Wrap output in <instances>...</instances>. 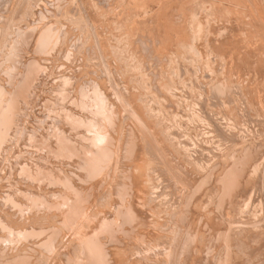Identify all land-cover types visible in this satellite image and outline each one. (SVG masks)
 I'll use <instances>...</instances> for the list:
<instances>
[{
    "label": "rangeland",
    "instance_id": "374dc122",
    "mask_svg": "<svg viewBox=\"0 0 264 264\" xmlns=\"http://www.w3.org/2000/svg\"><path fill=\"white\" fill-rule=\"evenodd\" d=\"M195 1L189 0L186 5L190 17L185 27L194 39L188 38L190 48L184 51L196 57L190 60V55L180 50L181 45L174 41L169 42L170 47L160 45L159 38L150 35L146 27L145 32H128L124 21L129 17L122 13L121 6L118 10L107 6L98 11L93 5L95 0H0V264L18 255L22 262L18 259L8 264H78L80 257L84 258L83 264L91 257L86 248L90 238L104 249L107 264H264V0H197L199 7ZM193 7H198L197 16ZM248 23L252 27H247ZM227 24L229 27H225ZM42 27L50 31L47 29L46 45L39 42V47L33 39ZM231 27L237 30L225 31ZM175 33L172 38L179 34ZM163 47L167 51H160ZM28 67L34 70L32 75H27L31 73ZM213 82L223 83L219 89L222 94L217 91L219 85L217 90L211 88ZM98 124L104 125L102 129ZM94 128L99 135H94ZM93 136L95 144L100 136V141H108L103 147L92 145L89 139ZM70 138L72 145H68ZM131 142L136 152L129 157L126 150ZM90 145L96 150L92 152ZM99 147L111 155L102 153ZM135 161L145 162L143 172L139 173ZM97 163L101 165L97 167ZM255 164L258 169L251 172ZM120 165L125 167L123 184L128 188L123 195L118 189L123 177ZM95 167L99 169L94 171ZM82 169L87 175H80ZM88 169L93 171L91 176ZM95 172L100 174L98 178ZM224 172L236 176L234 185L229 186L227 181L220 186L212 180L224 179ZM74 176L79 177L78 181ZM88 176L100 181L89 180ZM208 176L212 180L210 190L207 186L198 189L199 180ZM70 182L83 190L76 199L70 195ZM136 189L139 192L134 193ZM120 196L125 197L122 204ZM246 201L249 203L245 207ZM194 202L196 205H192ZM72 203L74 207L78 204L76 214L83 210L77 214L76 223L68 226L66 211L74 209ZM136 203L144 217L154 214L158 222L142 226L134 222L131 229L122 224L118 213L126 205L134 209ZM187 205L195 211L190 219L180 222L178 217ZM207 212L211 213L209 218ZM164 213L171 217L166 218ZM172 217L177 228L169 219ZM105 223L112 227L116 242L107 233ZM38 231H45L44 235ZM51 232L57 236V246L46 249L42 244Z\"/></svg>",
    "mask_w": 264,
    "mask_h": 264
},
{
    "label": "bare ground",
    "instance_id": "6f19581e",
    "mask_svg": "<svg viewBox=\"0 0 264 264\" xmlns=\"http://www.w3.org/2000/svg\"><path fill=\"white\" fill-rule=\"evenodd\" d=\"M59 1V0H58ZM72 1V0H71ZM92 1H94V0H92ZM120 1L121 0H95V3H93V5H96V6H94V7H97V9H98V11H99V9L100 8H102V7H107V6H112L114 9H117L118 10V8H120V6L123 8V9H120V10H122V13H125L126 12V14L128 15V20H126V21H124L125 23H126V30L128 31V32H131V33H137V32H141V31H146L145 30V27L147 28V30L150 32V35H152V36H157L158 38H159V42L161 43H158V45L160 44V45H162V46H167V47H170V46H168L169 45V42H175L176 43V45H181L180 47V50H182V53H186L187 51H184L185 50V48L186 47H188V48H190V44H188V38L190 37V39H194L193 37H192V34H191V36H189L188 35V30H187V28L185 27V22H186V20L190 17L188 14H187V8H186V5H187V3H189V0H126V1H124V0H122V1H124L123 3L121 2L120 3ZM200 1V0H199ZM198 1V2H199ZM68 2V1H67ZM80 2H81V0H80ZM84 2V1H83ZM110 2V3H109ZM195 2H197V0L195 1ZM197 2V3H198ZM205 2V1H204ZM249 2H250V0H249ZM52 3V2H51ZM57 3V2H56ZM88 3V2H87ZM91 3V2H90ZM196 3V4H197ZM201 3V2H200ZM202 3H203V1H202ZM67 4V3H66ZM79 4V3H78ZM84 4H85V2H84ZM192 4V3H191ZM229 4V3H228ZM250 4V3H249ZM57 5V4H56ZM69 5V4H68ZM80 5V4H79ZM201 5V4H200ZM234 5V4H233ZM236 5V4H235ZM49 6V5H48ZM63 6V5H62ZM61 6V7H62ZM70 6V5H69ZM86 6H87V4H86ZM88 6H89V4H88ZM152 6H155L154 7V9H153V11L152 12H150L151 10H148V9H151L150 7H152ZM197 6V5H196ZM195 6V7H196ZM229 6V5H228ZM238 6V5H237ZM73 7V6H72ZM78 7V6H77ZM77 7H75V9L77 8ZM81 7V6H80ZM191 7V6H190ZM189 7V8H190ZM195 7H193V9H192V12L194 13L195 11H197L198 9V7H199V3H198V7L195 9ZM234 7V6H233ZM236 7V6H235ZM55 8V7H54ZM85 7L83 6V9H84ZM153 8V7H152ZM202 7L200 6V9H201ZM225 8V7H224ZM62 9V8H61ZM71 9V8H70ZM81 9V8H80ZM174 9H176V10H174ZM215 9V8H214ZM67 10H68V8H67ZM73 10V9H72ZM191 10V9H190ZM189 10V11H190ZM212 10V9H211ZM71 11V10H70ZM70 11H68V12H70ZM85 11V13H86V15H89V14H87V11L86 10H84ZM94 11V10H93ZM101 11V10H100ZM207 11V10H206ZM220 11V10H219ZM74 12V11H73ZM118 12V11H117ZM192 12H191V14H192ZM222 12V11H221ZM70 13H72V12H70ZM76 13V12H75ZM196 13L197 12H195L194 13V15H196ZM215 13V12H214ZM216 13H217V11H216ZM215 13V14H216ZM242 13V12H241ZM60 14H61V12H60ZM77 14V13H76ZM190 14V13H189ZM209 14V13H208ZM210 14H211V12H210ZM212 14H213V12H212ZM218 14V13H217ZM227 14V13H226ZM59 15V14H58ZM205 15V14H204ZM221 15V14H220ZM243 15V14H242ZM83 16V15H82ZM187 16H188V18H187ZM192 16V15H191ZM197 16V15H196ZM195 16V17H196ZM219 16V15H218ZM225 16V15H224ZM227 16V15H226ZM89 16H85V18H88ZM199 17V16H198ZM220 17V16H219ZM222 17V16H221ZM245 17H247V16H245ZM108 18V17H107ZM224 18V17H223ZM89 19V18H88ZM92 19V18H91ZM94 19V18H93ZM190 19H192V21H194L193 20V18H190ZM225 19H226V17H225ZM87 20V19H86ZM90 20V19H89ZM197 20V19H196ZM212 21H213V18L211 19ZM247 20V19H246ZM93 21V20H92ZM209 21V20H208ZM220 21V20H219ZM190 22H191V20H190ZM206 22V21H205ZM222 22V21H221ZM71 23V22H70ZM91 23V22H90ZM93 23V22H92ZM113 23V22H112ZM195 23H196V21H195ZM199 23V22H198ZM200 23H203V22H200ZM208 23V22H207ZM215 23V22H214ZM224 23V22H223ZM245 23H247L246 21H245ZM192 24L193 25H195L194 24V22H192ZM191 24V25H192ZM234 24V23H233ZM42 25V24H41ZM118 25V24H117ZM230 26H232L231 25V23L229 24ZM229 25L227 24V26H225V27H229ZM50 26V25H49ZM93 26V25H92ZM123 25H121V27H122ZM196 26V25H195ZM202 26H204L203 24L201 25V27ZM245 26V25H244ZM248 26H250V27H252V25H249V23H248V25H247V27ZM107 27V26H106ZM191 27V26H190ZM200 27V24H199V26L197 25V28H199ZM205 27V26H204ZM221 27V26H220ZM233 27H234V25H233ZM241 27V26H240ZM262 27V26H261ZM50 28V27H49ZM192 28H194V27H192ZM191 28V29H192ZM203 28V27H202ZM207 28V27H206ZM208 28H209V26H208ZM213 28H214V26H213ZM224 28V27H223ZM223 28H221V29H223ZM236 28H238V27H236ZM42 31H40L39 30V33H38V35H36L35 36V40L33 39V41L34 42H38V43H35V44H39V42H40V45L42 44L43 45V43H45V45H46V42L45 41H47V39H48V34H49V31H50V29H48V28H45V27H42V28H40ZM49 31H48V30ZM119 29H120V26H119ZM195 29V28H194ZM194 29L192 30V31H194ZM200 29V28H199ZM219 29V28H218ZM227 29V28H226ZM235 29V28H234ZM252 29V28H251ZM74 30V29H73ZM92 30H93V28H92ZM186 30H187V32H186ZM229 30H233V28L231 27V28H229L228 30H225V31H228L229 33L230 32H232V31H229ZM237 29H235V31H236ZM196 31V30H195ZM194 31V32H195ZM200 31V30H199ZM205 31V30H204ZM221 31V30H220ZM224 31V30H223ZM234 31V30H233ZM234 31V32H235ZM240 31V30H239ZM244 31V30H243ZM94 32V31H93ZM121 32V31H120ZM172 32H173V34L176 32H178L177 34V37H175L174 35H173V37L174 38H172V36H171V34H172ZM201 32H203L202 30H201ZM200 32V33H201ZM219 32V31H218ZM233 32V33H234ZM241 32V31H240ZM262 32V31H261ZM175 33V34H176ZM193 33V32H192ZM198 33V32H197ZM204 33V32H203ZM221 33H222V31H221ZM221 33H219V34H221ZM225 33V32H224ZM17 34H19L18 32H17ZM226 34H227V32H226ZM194 35H195V33H194ZM197 35V34H196ZM201 35V34H200ZM212 35V34H211ZM231 35V34H230ZM52 36V35H51ZM106 36V35H105ZM222 36V35H221ZM220 36V37H221ZM227 36H229L228 34H227ZM227 36H225L224 37V40H225V38L227 37ZM244 36V35H243ZM263 36V35H262ZM93 37H95V36H93ZM92 37V38H93ZM139 37H141V36H139ZM196 37V36H195ZM74 38V37H73ZM72 38V39H73ZM76 38V37H75ZM79 38V37H78ZM91 38V39H92ZM97 38V37H96ZM150 38V37H149ZM221 38H223V37H221ZM90 39V40H91ZM94 39V38H93ZM108 39V38H107ZM155 39V38H154ZM153 39V40H154ZM189 39V41H191ZM240 39V38H239ZM262 39V38H261ZM17 40H19V39H17ZM81 40V39H80ZM117 40H118V38H117ZM140 40V39H139ZM197 40V39H196ZM206 40V39H205ZM217 40V39H216ZM74 41H75V39H74ZM135 41H137V40H135ZM145 40L143 39V42H144ZM147 41V40H146ZM193 41V40H192ZM220 41V40H219ZM219 41H217V42H219ZM19 42V41H18ZM33 42V43H34ZM82 42V41H81ZM80 42V43H81ZM91 42H92V40H91ZM142 42V41H141ZM150 42V41H149ZM211 42H212V40H211ZM93 43V42H92ZM92 43H90V44H92ZM136 43V42H135ZM148 43V42H147ZM193 43V42H192ZM191 43V44H192ZM210 43V42H209ZM215 43V42H214ZM137 44V43H136ZM174 44V43H173ZM205 44H207V42H205ZM233 44V43H232ZM22 45V44H21ZM24 45V44H23ZM44 45V46H45ZM73 45V44H72ZM80 45V44H79ZM83 45V44H82ZM142 45H144L143 43H142ZM170 45H171V43H170ZM195 44H193L192 46H194ZM215 45V44H214ZM39 46V45H38ZM75 46V45H74ZM91 46H93V45H91ZM97 46V45H96ZM209 46V45H208ZM211 46V45H210ZM39 47H41V46H39ZM77 47H79V46H77ZM87 47V46H86ZM129 47V46H128ZM141 47V46H140ZM145 47H146V45H145ZM145 47H143V48H145ZM158 47V46H157ZM195 47V46H194ZM69 48V47H68ZM88 48V47H87ZM122 48V47H121ZM159 48H160V46H159ZM158 48V49H159ZM165 47H163L162 48V50L160 49V51H163V49H164ZM188 48L186 49V50H188ZM211 48H214V47H210V49ZM215 48H216V46H215ZM221 48V47H220ZM41 49V48H40ZM42 49H43V47H42ZM77 49V48H76ZM96 49V48H95ZM128 49V48H127ZM141 49V48H140ZM140 49H139V51H140ZM167 49H169V48H167ZM1 50V49H0ZM86 50V49H85ZM90 50V49H89ZM98 50V49H97ZM122 50V49H121ZM138 50V49H137ZM144 50V49H143ZM164 50H166V49H164ZM196 50V49H195ZM194 50V51H195ZM124 51V50H123ZM167 51V50H166ZM192 51V50H191ZM197 51V50H196ZM195 51V52H196ZM210 51V50H209ZM215 51V50H214ZM217 51V50H216ZM11 52V51H10ZM14 52V50H12V53ZM33 52V51H32ZM87 52V51H86ZM96 52V51H95ZM165 52V51H164ZM169 52V51H168ZM198 52V51H197ZM220 52V51H219ZM88 53V52H87ZM100 54H101V52H99ZM192 53H193V51H192ZM191 53V54H192ZM34 54V53H33ZM84 54H86V53H84ZM119 54V53H118ZM138 54V53H137ZM147 54V53H146ZM151 54H152V52H151ZM150 54V55H151ZM175 54V53H174ZM187 54H189L190 55V53L189 52H187ZM187 54H185L184 55V57L185 56H187ZM199 54V53H198ZM210 54V53H209ZM214 54V53H213ZM218 54V53H217ZM247 54V53H246ZM90 55V54H89ZM96 55V54H95ZM188 55V56H189ZM193 55H196V53L195 54H193ZM215 55V54H214ZM93 56V55H92ZM98 57H99V55H97ZM128 57H129V55H127ZM137 56V55H136ZM143 56V55H142ZM175 56H176V54H175ZM187 56V57H188ZM208 56V55H207ZM206 56V57H207ZM220 56V55H219ZM251 55H249V57H250ZM86 57V56H85ZM88 57V56H87ZM180 57V56H179ZM186 57V59H188ZM191 57H193L192 55H190V60H192L193 58H194V60H195V56L191 59ZM222 57V56H221ZM224 57V56H223ZM144 58V57H143ZM147 58H149V59H151V62H152V58H150V57H147ZM146 58V59H147ZM158 58V57H157ZM177 58V60H179V58H178V56L176 57ZM220 58V57H219ZM10 59V58H9ZM16 59V58H15ZM14 59V60H15ZM88 59L90 60V58L88 57ZM95 59V58H94ZM93 59V60H94ZM103 59V58H102ZM154 59V58H153ZM167 59V58H166ZM185 59V60H186ZM99 60V59H98ZM175 60V59H174ZM207 60V59H206ZM10 61V60H9ZM96 61V60H95ZM104 61V60H103ZM150 61V60H149ZM167 61H168V59H167ZM181 61V60H180ZM187 61V60H186ZM213 61V60H212ZM224 61V60H223ZM252 61V60H251ZM15 62H17V61H15ZM32 62V61H31ZM64 62V61H63ZM104 62H106V61H104ZM146 62H148V61H146ZM136 63V62H135ZM155 63V62H154ZM165 63V62H164ZM189 63V62H188ZM213 63V62H212ZM32 64V63H31ZM100 64V63H99ZM148 64V63H147ZM159 64V63H158ZM209 64V63H208ZM11 65V64H10ZM74 65V64H73ZM150 65H151V63H150ZM154 65V64H153ZM152 65V66H153ZM187 65V64H186ZM210 65H212V64H210ZM139 66V65H138ZM151 66V67H152ZM209 66V65H208ZM214 66V65H213ZM25 67V66H24ZM23 67V68H24ZM31 67V69L33 68L34 69V65H33V67H32V65L30 66ZM30 67H28V69L27 70H30L31 71V73H27V75H32L33 74V72H34V70H31L30 69ZM143 67V66H142ZM155 67V66H154ZM157 67V66H156ZM188 67V66H187ZM102 68V67H101ZM141 68V67H140ZM153 68V67H152ZM180 68H182L181 66H180ZM184 68V67H183ZM182 68V69H183ZM208 68V67H207ZM213 68V67H212ZM211 68V69H212ZM89 69V68H88ZM104 69V68H103ZM158 69V68H157ZM178 69V68H177ZM196 69V68H195ZM25 70V69H24ZM26 70V71H27ZM141 70V69H140ZM207 70V69H206ZM209 70V69H208ZM30 71H27V72H30ZM100 71V70H99ZM153 71H156V68H155V70H153ZM152 71V72H153ZM184 71H186V69L184 70ZM183 71V72H184ZM212 71V70H211ZM116 72V71H115ZM162 72V71H161ZM167 72H168V70H167ZM187 72L189 73V74H191L190 72H189V70L187 69ZM104 73V72H103ZM148 73V72H147ZM153 73H155V72H153ZM25 74H26V72H25ZM24 74V75H25ZM65 74H66V72H65ZM78 74V73H77ZM159 74H161V73H159ZM158 74V75H159ZM162 74H166V73H163L162 72ZM161 74V75H162ZM172 74V73H171ZM184 74H187L186 72L184 73ZM188 74V75H189ZM170 75V74H169ZM196 75V74H195ZM26 76V75H25ZM150 76V75H149ZM163 76V75H162ZM166 76V75H165ZM168 76V75H167ZM166 76V77H167ZM191 76V75H190ZM231 76V75H230ZM24 77V76H23ZM27 77V76H26ZM101 77V76H100ZM107 77H108V74H107ZM161 77V76H160ZM165 77V78H166ZM222 77V76H221ZM83 78V77H82ZM162 78H164V77H162ZM164 78V79H165ZM100 79V78H99ZM183 79V78H182ZM218 79V78H217ZM216 79V81H218V80H220V78L217 80ZM28 80V79H27ZM75 80V79H74ZM95 80V79H94ZM166 80H168V78L166 79ZM165 80V81H166ZM222 80V79H221ZM220 80V81H221ZM263 80V79H262ZM69 81V80H68ZM77 81V80H76ZM91 81H93V80H91ZM157 81H158V79H157ZM178 81H179V79H178ZM213 81V80H212ZM228 81V80H227ZM26 82V81H25ZM222 82V81H221ZM220 82V83H221ZM80 83V82H79ZM84 84H85V82H83ZM92 83V82H91ZM114 83V82H113ZM117 83V82H116ZM183 83V82H182ZM214 84H212V85H215L216 84V82H213ZM151 84H152V82H151ZM167 84V83H166ZM231 84H234L233 82L231 83ZM4 85V84H3ZM24 85V84H23ZM83 85V84H82ZM93 85V84H92ZM95 85V84H94ZM116 85V84H115ZM218 82H217V85H215V86H212L211 88H213V87H215L214 89L215 90H217V88H218ZM222 85H223V83H222ZM222 85H219V87L220 86H222ZM29 86V85H28ZM36 86V85H35ZM86 86V85H85ZM117 86V85H116ZM136 86V85H135ZM209 86H211V85H209ZM26 87V86H25ZM81 87H83V86H81ZM90 87V86H89ZM111 87V86H110ZM160 87H162V86H160ZM165 87V86H164ZM229 87V86H228ZM210 88V87H209ZM11 89V88H10ZM80 89V88H79ZM90 89V88H89ZM95 89V87L92 89V90H94ZM97 89V88H96ZM213 89V90H214ZM219 89H221V87L220 88H218V90L217 91H219ZM2 90V89H1ZM82 90H83V88H82ZM84 90H85V87H84ZM98 90H99V88H98ZM222 90V89H221ZM227 90V89H226ZM79 91H81V90H79ZM88 91V90H87ZM86 91V92H87ZM90 91V90H89ZM94 91H96V90H94ZM94 91H92V93L94 92ZM225 90H224V88H223V92H224ZM1 92V91H0ZM15 92V91H14ZM76 92V91H75ZM212 92V91H211ZM216 92V91H215ZM220 92V91H219ZM218 92V93H219ZM222 92V91H221ZM220 92V93H221ZM37 93V92H36ZM102 93V92H101ZM217 93V92H216ZM217 93V94H218ZM234 93V92H233ZM25 94H27V93H25ZM83 94V93H82ZM127 94V93H126ZM166 94V93H165ZM216 94V95H217ZM222 94V93H221ZM224 94V93H223ZM236 93H234V95H235ZM89 95V94H88ZM87 95V96H88ZM92 95V94H91ZM96 94L95 93H93V96L94 97H96L97 99L99 98V99H101V97L99 96V94L97 95V96H99V97H97V96H95ZM125 95V94H124ZM214 95V94H213ZM215 95V96H216ZM224 95H226V91H225V94ZM224 95H223V97H224ZM231 95H233V94H231ZM230 95V96H231ZM233 95V96H234ZM82 96V95H81ZM229 96V98L231 99V97ZM26 97V96H25ZM93 97V98H94ZM213 97V96H212ZM219 97H220V95H219ZM71 98V97H70ZM88 98V97H87ZM114 98H116L115 96H114ZM81 99V98H80ZM120 99V98H119ZM162 99V98H161ZM217 99H218V97H217ZM224 99V98H223ZM226 99V98H225ZM104 100V99H103ZM102 100V101H103ZM106 100V99H105ZM124 100V99H123ZM214 100V99H213ZM220 100H221V98H220ZM120 101V100H119ZM217 101V100H216ZM222 101V100H221ZM21 102V101H20ZM78 102V101H77ZM82 102V101H81ZM91 102V101H90ZM101 102V101H100ZM157 102V101H156ZM175 102V101H174ZM215 102V101H214ZM220 102V101H219ZM224 102H226L225 100H224ZM10 103V102H9ZM121 103V102H120ZM216 103V102H215ZM232 103V102H231ZM101 104V103H100ZM223 104V103H222ZM230 104V103H229ZM219 105V104H218ZM82 106V105H81ZM125 106V105H124ZM212 106V105H211ZM1 107V106H0ZM77 107H78V105H77ZM108 107V106H107ZM123 109V108H122ZM127 109H128V107H127ZM88 110V109H87ZM90 110V109H89ZM79 111H80V109H79ZM126 111V110H125ZM124 111V112H125ZM75 112V111H74ZM123 112V113H124ZM156 112V111H155ZM5 113V112H4ZM14 114V113H13ZM77 114H79V113H77ZM93 114V113H92ZM99 113H97V115H98ZM132 115V114H131ZM9 117V116H8ZM73 117V116H72ZM77 117V116H76ZM84 117V116H83ZM87 117V116H86ZM88 118V117H87ZM104 118V117H103ZM109 118V117H108ZM131 118V117H130ZM75 119V118H74ZM81 119V118H80ZM85 119V118H84ZM78 120V119H77ZM86 120V119H85ZM92 120V119H91ZM102 120V119H101ZM109 120H111V119H109ZM142 120V119H141ZM71 121H73V119L71 120ZM83 121V120H82ZM87 121V120H86ZM95 121V120H94ZM105 121V120H104ZM104 121H101V122H104ZM112 121V120H111ZM134 121V120H133ZM74 122V121H73ZM80 121H78V123H79ZM85 122V121H84ZM90 122V121H89ZM113 122V121H112ZM115 122V121H114ZM72 123V122H71ZM76 123V122H75ZM75 123H72L73 125L75 124ZM87 123V122H86ZM108 123V122H107ZM228 123V122H227ZM90 124V123H89ZM88 124V125H89ZM93 124V123H92ZM138 124V123H137ZM78 127H79V125L78 124H76ZM85 125V124H84ZM94 125H95V123H94ZM98 125H100V124H98ZM97 125V127L99 128V126ZM104 125H105V123H104ZM103 124H101L100 126H101V129H102V126H104ZM85 126H87V125H85ZM90 126V125H89ZM106 126V125H105ZM73 127V126H72ZM76 127V126H75ZM90 127H92V126H90ZM96 127V126H95ZM97 127H96V129H97ZM108 127V126H107ZM83 128V127H82ZM93 128V127H92ZM77 129V128H76ZM81 129V128H80ZM100 129V130H101ZM105 129V128H104ZM107 129V128H106ZM109 129V128H108ZM215 129V128H214ZM94 130V135L96 136L97 134L99 135V131H98V133H96L95 134V128L93 129ZM141 130V129H140ZM79 131V130H78ZM77 131V132H78ZM167 131V130H166ZM103 132V131H102ZM76 133V132H75ZM103 133H105V132H103ZM113 133V132H112ZM143 133V132H142ZM74 134V133H73ZM78 134V133H77ZM77 134H76V136H77ZM66 135V134H65ZM68 135V134H67ZM81 135V134H80ZM103 135V134H102ZM260 135V134H259ZM75 136V135H74ZM92 136V135H91ZM102 136H100V138H101ZM109 137V136H108ZM60 138V137H59ZM69 138V137H68ZM67 138V139H68ZM72 138V137H71ZM71 138L69 139V141L71 140ZM78 138V137H77ZM86 138H90V137H86ZM93 138H94V136H93ZM93 138H90L89 139V141H92V142H90V143H92V145H94L96 142L95 141H97V139H93ZM99 138V137H98ZM100 138L98 139V142H97V144H95V145H97V146H102V144H104V142L105 141H102V139H101V141L103 142H101L100 141ZM105 138V137H104ZM139 138V137H138ZM67 139H65L64 141H66L67 142ZM75 139V138H74ZM152 139V138H151ZM150 139V140H151ZM76 140V139H75ZM79 140H80V138H79ZM82 140V139H81ZM93 140H94V143H93ZM62 141V140H61ZM72 141V140H71ZM71 141H70V144H68V145H72L71 144ZM78 141V140H77ZM76 141V142H77ZM83 141V140H82ZM88 141V140H87ZM89 141H88V144H89ZM99 141L101 142L100 144L101 145H98L99 144ZM108 140H106V142H107ZM126 141V140H125ZM65 142V143H66ZM74 143H76L75 141H73ZM85 141H83V143H84ZM105 142V143H106ZM110 142V141H109ZM108 142V143H109ZM158 142V141H157ZM64 143V144H65ZM107 143V144H108ZM143 143V142H142ZM256 143V142H255ZM63 144V145H64ZM78 144V143H77ZM76 144V147L77 146H79V145H77ZM86 144V143H85ZM127 144V143H126ZM257 144V143H256ZM62 145V144H61ZM65 145H67V143L65 144ZM146 145V144H145ZM85 146V145H84ZM83 146V147H84ZM97 146H95V148H98ZM108 146V145H107ZM107 146H105V147H107ZM67 147V146H66ZM71 147V146H70ZM73 147H74V145H73ZM86 147H87V145H86ZM90 147L92 148V146L90 145ZM90 147H88V148H90ZM103 147V146H102ZM135 147L136 146H134V143L133 142H131V144L128 146V149L125 151L126 152V155L127 156H129V157H131L132 155H134V153L136 152L135 151ZM145 147V146H144ZM149 147V146H148ZM55 148V147H54ZM100 148V150H103V149H101V147H99ZM158 148V147H157ZM70 149V148H69ZM73 149V148H72ZM74 149H76V148H74ZM79 149V148H78ZM255 149V148H254ZM259 149V148H258ZM263 149H264V147H263ZM262 149V150H263ZM82 150H83V148H82ZM96 150V149H95ZM93 148H92V152L93 151H95ZM79 151V150H78ZM78 151H77V153H78ZM98 151V150H97ZM149 151V150H148ZM152 151V150H151ZM160 151V150H159ZM222 151V150H221ZM55 152V151H54ZM76 151H74V153H75ZM91 152V153H92ZM99 152V151H98ZM101 152V151H100ZM99 152V153H100ZM107 154H109V155H111L110 153H112V152H109V150H107ZM118 152V151H117ZM235 152V151H234ZM252 151H250V154H252L251 153ZM95 153V152H94ZM102 153H104V154H106L105 153V150H103L102 151ZM101 153V154H102ZM143 153V152H142ZM243 153V152H242ZM82 154V153H81ZM101 154H99V155H101ZM104 154H102L103 156H105ZM106 154V155H107ZM141 154V153H140ZM159 154H161V153H159ZM264 154V153H263ZM262 154V155H263ZM75 155V154H74ZM83 155V154H82ZM92 155H94L93 153H92ZM102 155H101V157H102ZM125 155V156H126ZM143 155V154H142ZM206 155V154H205ZM213 155V154H212ZM85 156V155H84ZM94 156H96V155H94ZM93 156V157H94ZM97 156H98V154H97ZM140 156V155H139ZM75 157V156H74ZM92 157V158H93ZM101 157H100V159H101ZM106 158L108 157V156H105ZM111 157V156H110ZM235 157V156H234ZM259 157V156H258ZM65 158V157H64ZM82 158V157H81ZM97 157H94V159L95 160H97L96 159ZM137 158V157H136ZM139 158H141V157H139ZM143 158V157H142ZM157 158V157H156ZM182 158V157H181ZM255 158V157H254ZM83 159V158H82ZM94 159L92 160V159H89L90 161V163H92V161L94 162ZM110 159V158H109ZM112 159V158H111ZM117 159V158H116ZM230 159V158H229ZM234 159V158H233ZM233 159H232V161H233ZM237 159V158H236ZM81 160V159H80ZM85 160V159H84ZM84 160H82L83 161V163H84ZM103 160H105V158L103 157ZM103 160H99V162L101 161V163L103 162ZM139 160H141V159H139ZM168 160V159H167ZM248 160H250V159H248ZM259 160H260V158H259ZM258 160V161H259ZM87 161V163H88V160H86ZM113 161V160H112ZM155 161V160H154ZM160 161V160H159ZM232 161H229V162H232ZM258 161H256V162H258ZM97 162V161H96ZM105 162L107 163V160H105ZM136 162V161H135ZM161 162V161H160ZM248 162V161H247ZM249 162H251V161H249ZM90 163H88V164H90ZM104 163V162H103ZM102 163V164H103ZM118 163V162H117ZM120 163V162H119ZM137 164H136V168L138 169V170H140L139 171V173L140 172H143L142 171V169H145V167H146V165H145V162H142V161H138V162H136ZM147 163V162H146ZM98 165H97V167L98 166H100L99 165V163H97ZM109 164H110V162H109ZM109 164H106V165H109ZM172 164V163H171ZM252 164H254V162L252 163ZM91 165V164H90ZM103 165H105V163L103 164ZM118 165V164H117ZM163 165V164H162ZM250 165V164H249ZM258 165V164H257ZM256 164L255 165H252V170H251V172H254L255 170L257 171V169H258V166H257ZM263 165V164H262ZM126 166V165H125ZM231 166V165H230ZM233 166H234V164H233ZM239 166V165H238ZM91 167H93L92 165H91ZM106 167V166H105ZM119 167V166H118ZM121 165H120V172L122 171L123 172V174L121 175V176H123V177H121V182H120V188L118 187V189H121L120 191H121V193L119 192V194L120 195H123L122 193H127L128 192V188L126 187V185L125 184H123V178H124V173H125V167L123 166L122 168H123V170H121ZM166 167V166H165ZM197 167V166H196ZM237 167V166H236ZM80 168V167H79ZM103 168H104V166H103ZM108 168V167H107ZM107 168H105V169H102V171L104 170V171H106V169ZM159 168V167H158ZM240 168V167H239ZM91 169V168H90ZM93 169V168H92ZM91 169V170H92ZM96 169L98 170L99 168H96L95 167V170L94 171H96ZM118 169V170H119ZM172 169V168H171ZM224 169V168H223ZM226 169V168H225ZM235 169V168H234ZM237 169V168H236ZM245 169V168H244ZM78 170V169H77ZM89 170V169H88ZM130 170V169H129ZM188 170V169H187ZM80 171H82V172H80V175L84 172V173H86L87 172V170H86V172L85 171H83V169L82 170H80ZM90 171V170H89ZM99 171H101V170H99ZM98 171V172H99ZM101 171V172H102ZM158 171H159V169H158ZM165 171V170H164ZM191 171V170H190ZM232 171V170H231ZM245 171V170H244ZM91 173H89V175L90 174H93L92 172L93 171H90ZM98 172H95V173H97V178L99 177V175H98ZM100 172V173H101ZM133 172V171H132ZM135 172L136 171H134V174H135ZM188 172V171H187ZM207 172L208 171H206V174H207ZM211 172V171H210ZM238 172V171H237ZM105 173V172H104ZM117 173H119L118 171H117ZM128 173V172H127ZM138 173V172H137ZM190 173V172H189ZM193 173V172H192ZM191 173V174H192ZM203 173V172H202ZM205 173V172H204ZM227 173V172H226ZM226 173L224 172V174H225V177H224V179H222V180H219V181H217V178L216 177H213L212 178V180H215V183L217 184V185H223V182H227L228 181V183H229V186H231V185H234V183H233V181L235 182L237 179H234L236 176L234 175V177H232L233 175L231 174V173H233V171L231 172V173H229V175H227L226 176ZM235 173V172H234ZM243 173V172H242ZM247 173V172H246ZM73 174V173H72ZM71 174V175H72ZM102 174V176L104 175L103 173H101ZM121 174V173H120ZM168 174V173H167ZM196 174H199V173H196ZM210 174V176H211V173H209ZM240 174V173H239ZM248 174V173H247ZM246 174V175H247ZM255 174V173H254ZM70 175V174H69ZM85 175H87V173L85 174ZM141 175V174H140ZM139 175V176H140ZM208 175V174H207ZM207 175H204V176H207ZM249 175V174H248ZM91 176V175H90ZM118 176V175H117ZM117 176L115 177V178H117ZM136 176V175H135ZM134 176V177H135ZM138 176V175H137ZM143 176V175H142ZM194 176V175H193ZM213 176V175H212ZM242 176H244L243 174H242ZM75 177V176H74ZM89 177V176H88ZM96 177H93V179L95 180V179H97ZM101 177V176H100ZM120 177V176H119ZM131 177H132V175H131ZM202 177H203V175H202ZM209 177V176H208ZM244 177H246V179H247V177L248 176H244ZM254 177V176H253ZM64 178V177H63ZM72 178V177H71ZM79 178V177H78ZM78 178L77 177H75L74 179L75 180H77L78 181ZM85 178H87L86 176H85ZM222 178V177H221ZM252 178V177H251ZM92 179V177L90 178L89 177V180H93ZM100 179V178H99ZM99 179H97V180H99ZM175 179V178H174ZM200 179H202V178H200ZM219 179V178H218ZM72 180V179H71ZM116 180V179H115ZM134 180V179H133ZM212 180H211V177H209V178H207L206 177V179H204V180H199V182H198V189H201L203 186H207L206 188L208 189V187L211 185L210 183L212 182ZM264 180V179H263ZM67 181V180H66ZM100 181V180H99ZM211 181V182H210ZM221 181V182H220ZM239 181H241V180H239ZM246 181V180H245ZM248 181V180H247ZM250 182L252 181L251 179L249 180ZM58 182H60V181H58ZM64 182V181H63ZM71 182H73V181H71ZM67 183L69 186V188H67V186H66V189H69L70 191H71V196H73L74 197V199H76L75 197H77L76 195L77 194H80V196H81V193H82V191H80L79 189H81V187L80 186H78V185H74V184H72V183ZM79 182H81V181H79ZM118 183H119V180L117 181ZM129 182V181H128ZM135 182V181H134ZM238 182V181H237ZM74 183H76V181L74 182ZM254 183V182H253ZM58 184V183H57ZM129 184V183H128ZM251 184H252V182H251ZM250 184V185H251ZM65 185V184H64ZM81 185H82V183H81ZM196 185V184H195ZM241 185H243V184H241ZM241 185H240V187H241ZM61 186V185H60ZM132 186V185H131ZM215 186V185H214ZM213 186V187H214ZM228 186V185H227ZM236 186V185H235ZM257 186V185H256ZM64 187V186H63ZM194 187V186H193ZM212 187V186H211ZM234 187V186H233ZM237 187V186H236ZM235 187V188H236ZM245 187V186H244ZM133 187H131V189H132ZM215 188V187H214ZM229 188V187H228ZM191 189V188H190ZM197 189V188H196ZM198 189H197V191H198ZM212 189V188H211ZM231 189H233V188H231ZM230 189V190H231ZM243 189V188H242ZM51 190V189H50ZM184 190V189H183ZM195 190V189H194ZM208 190H210V189H208ZM208 190L206 191L205 190V193L206 194H211V193H208ZM227 190V189H226ZM234 190V189H233ZM246 190V189H245ZM130 191V190H129ZM196 191V192H197ZM204 191V190H203ZM212 191V190H211ZM229 191V190H228ZM238 191H240V189L238 190ZM252 191V190H251ZM110 192V191H109ZM132 192V191H131ZM135 192H139V190L138 189H136L135 191H134V193ZM235 192V191H234ZM130 193V192H129ZM192 193H194V192H192ZM205 193H203L202 192V195L203 194H205ZM235 193H237V192H235ZM243 193V192H242ZM248 193V192H247ZM246 193V194H247ZM196 194V193H195ZM232 194V193H231ZM239 194V193H238ZM130 195V194H129ZM134 195V194H133ZM132 195V196H133ZM192 195H194V194H192ZM217 195V194H216ZM83 196V195H82ZM131 196V195H130ZM135 196V195H134ZM133 196V197H134ZM201 196V195H200ZM204 196H206V195H204ZM228 196V195H227ZM232 196H234V193H233V195ZM250 196H251V193H250ZM87 197V196H86ZM85 197V198H86ZM129 197V196H128ZM139 197H140V195H139ZM237 197H239V196H237ZM246 197H247V195H246ZM249 197V196H248ZM254 197V196H253ZM112 198V197H111ZM125 197H121L120 196V204H122L123 203V199H124ZM166 198V197H165ZM202 198V197H201ZM207 198V197H206ZM234 198V197H233ZM235 198H236V196H235ZM129 199V198H128ZM127 199V200H128ZM192 199V198H191ZM191 199H189L188 200V203H189V205H191V202H190V200ZM203 199V198H202ZM239 199V198H238ZM135 200H136V197H135ZM141 200V199H140ZM199 200H200V198H199ZM206 200V199H205ZM235 200V199H234ZM250 200V199H249ZM248 200V201H249ZM75 201V200H74ZM73 201V202H74ZM132 201V200H131ZM195 201H196V199H195ZM203 201V200H202ZM233 201V200H232ZM240 201V200H239ZM238 201V202H239ZM248 201H246L245 202V207H246V205L248 206ZM252 201V200H251ZM65 202V201H64ZM82 202V201H81ZM124 202H125V200H124ZM133 202V201H132ZM198 202V201H197ZM235 202V201H234ZM248 202V203H247ZM79 203H80V201H79ZM138 203V202H137ZM137 203L136 204H134L133 205V207H134V209L132 208V210L131 209H129L128 207H127V205L124 207H122V209H124L122 212H120V213H118L119 214V216H120V220H121V223L122 224H126L127 226H129L130 227V225L131 224H133L134 222H137L136 223V225H138V226H142L144 223H148V225H149V223L151 224L152 222L153 223H157L158 222V220H159V218L158 217H156V215H154V214H150L149 215V217H144L143 215V212H142V208H139V206L137 205ZM145 203V202H144ZM199 203H202V202H200L199 201ZM73 204V210H71L70 212H68V210L66 211L67 213H65V217H67V216H69L68 218H69V220L70 221H68V222H66L67 223V225L68 226H72V225H74L75 223H76V221L78 220V215L77 214H79V215H81L80 214V212L83 210L82 209V207L83 206H85V205H83L82 207H80V206H78V207H80L82 210H80V212L79 211H77V212H79V213H75V211H76V206L78 205H76L75 207H74V204L75 203H72ZM131 204V203H130ZM140 204V203H139ZM142 204V203H141ZM145 205V204H144ZM192 205H196V203L194 202V204H192ZM141 207H142V205H140ZM188 206V205H187ZM199 206V205H198ZM145 207V206H144ZM149 207V206H148ZM204 207V206H203ZM208 207V206H207ZM251 207H252V204H251ZM79 208V209H80ZM202 209V208H201ZM200 209V210H201ZM144 211H145V209H143ZM36 211V210H35ZM148 212H149V210H147ZM193 211H195V209H193V208H190V206H188V208L184 211V213H182L181 215H179V217H178V219L180 220V222H183V220H185L186 218L188 219H190V216H192V213H193ZM73 213H75V215L73 214ZM97 213V212H96ZM157 213H161V212H157ZM208 213V212H207ZM66 214H67V216H66ZM163 214V213H162ZM172 214V213H171ZM206 214V213H205ZM209 215H207L208 216V218L210 217V214L211 213H208ZM257 214V213H256ZM164 215H165V213H164ZM164 215H163V217H164ZM97 216V215H96ZM96 216H94V217H96ZM169 215H165V217L167 218ZM169 217H171V216H169ZM68 218H64V220L66 221V219H68ZM85 218V217H84ZM161 218H162V216H161ZM160 218V219H161ZM194 218V217H193ZM169 219H171V222L173 221V225H175V228H177L176 226H177V224L176 223H174V218L172 217V218H169ZM199 219V218H198ZM108 220V223H109V219H107ZM104 221V220H103ZM166 221H168L167 219H166ZM211 221V220H210ZM82 222V221H81ZM88 222V221H87ZM102 222V221H101ZM105 222V221H104ZM170 222V223H171ZM192 222V221H191ZM195 222V221H194ZM64 223V222H63ZM108 223H105V225H106V231H107V233H109L110 235H113V240L115 241V235H114V231L112 230V227H110L109 226V224ZM162 223V222H161ZM169 223V224H170ZM190 223V222H189ZM199 223V222H198ZM215 223V222H214ZM101 224V223H100ZM172 224H170V225H172ZM66 225V224H65ZM66 225V226H67ZM190 225V224H189ZM192 225V224H191ZM99 226V225H98ZM164 227V226H163ZM64 228V227H63ZM85 228V227H84ZM93 228V227H92ZM100 228V227H99ZM155 228H158V227H155ZM166 228V227H165ZM164 228V229H165ZM169 228V227H168ZM220 228V227H219ZM130 229H131V227H130ZM139 229H146V228H139L138 227V230ZM81 230V229H80ZM97 230V229H96ZM120 230V229H119ZM119 230H116V231H119ZM140 230V231H141ZM115 231V232H116ZM132 231H134V230H132ZM166 231V230H165ZM176 231V230H175ZM219 231V230H218ZM38 232H40V231H38ZM37 232V234H39ZM42 232V231H41ZM40 232V234H43V233H41ZM56 232V231H55ZM72 232V231H71ZM92 232V231H91ZM91 232L90 233H88V234H91ZM169 232V231H168ZM249 232V231H248ZM93 233V232H92ZM263 233V232H262ZM37 234H35V235H37ZM215 234H216V232H215ZM227 234V233H226ZM44 235V234H43ZM92 235V234H91ZM139 235H140V233H139ZM227 236V235H226ZM49 238H47L45 241H43V246H46V247H44V248H46V249H48V248H51V246H54V245H56L57 244V242H56V237H55V234L54 233H50V236H48ZM102 237V236H101ZM221 237V236H220ZM241 237V236H240ZM86 238V237H85ZM89 238V237H88ZM99 238V237H98ZM101 239V238H100ZM99 239V240H100ZM102 240V239H101ZM183 240V239H182ZM113 241V242H114ZM169 241V240H168ZM191 241V240H190ZM243 241V240H242ZM116 242V241H115ZM87 244V246H86V248L88 249V252L90 251V254H91V257H90V259L89 260H85V261H83V264H107L106 263V257H104V254H105V256H107L106 255V253H105V251H104V249L100 246V244L99 243H97L96 242V239H91L90 238V240H89V247H88V243H86ZM151 244V243H150ZM149 244V245H150ZM38 245V244H37ZM242 245V244H241ZM57 246V245H56ZM167 246V245H166ZM85 248V249H86ZM186 249V248H185ZM249 249V248H248ZM252 249V248H251ZM261 249V248H260ZM30 250V249H29ZM153 250V249H152ZM87 251H86V253H88ZM247 252V251H246ZM24 253V252H23ZM7 254V253H6ZM19 254H20V252H19ZM29 254V253H28ZM61 254V253H60ZM10 255V254H9ZM21 255V254H20ZM85 255V254H84ZM19 256V255H18ZM17 256V257H18ZM23 256V255H22ZM32 256V255H31ZM83 256V255H82ZM86 256V255H85ZM11 257V256H10ZM9 257V258H10ZM13 257V256H12ZM11 257V258H12ZM16 256H15V258L13 257V259H15V260H13V259H9V258H6L9 262L8 263H11V261H15L16 262V260H17V262L20 260V259H22V258H20L19 259V257L17 258ZM26 257V256H25ZM28 257V256H27ZM26 257V258H27ZM30 257V256H29ZM1 258V257H0ZM23 258H24V256H23ZM81 258L82 257H80V260H77V261H79L78 262V264H80V263H82V260L84 259V258H82V260H81ZM4 259V258H3ZM19 259V260H18ZM29 259V258H28ZM85 259H88V258H85ZM108 259V258H107ZM246 259V258H245ZM244 260V259H243ZM21 261V260H20ZM2 262V261H1ZM5 262V261H4ZM7 262V261H6ZM5 262V263H6ZM22 262V261H21ZM20 262V263H21ZM26 262V261H25ZM25 262H23V263H25ZM30 262H32V261H30ZM76 262V261H75ZM8 263H6V264H8ZM14 263V262H13ZM2 264V263H1ZM74 264V263H73Z\"/></svg>",
    "mask_w": 264,
    "mask_h": 264
}]
</instances>
